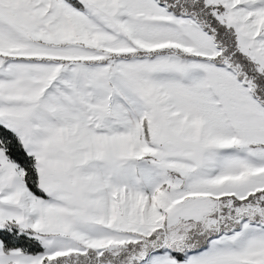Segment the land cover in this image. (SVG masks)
Returning a JSON list of instances; mask_svg holds the SVG:
<instances>
[{
    "label": "snow or ice",
    "instance_id": "1",
    "mask_svg": "<svg viewBox=\"0 0 264 264\" xmlns=\"http://www.w3.org/2000/svg\"><path fill=\"white\" fill-rule=\"evenodd\" d=\"M0 264H264V0H0Z\"/></svg>",
    "mask_w": 264,
    "mask_h": 264
}]
</instances>
